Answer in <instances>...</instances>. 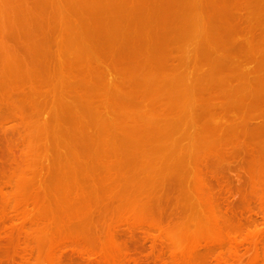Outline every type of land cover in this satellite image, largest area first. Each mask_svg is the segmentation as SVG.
I'll return each instance as SVG.
<instances>
[{
  "label": "rangeland",
  "instance_id": "374dc122",
  "mask_svg": "<svg viewBox=\"0 0 264 264\" xmlns=\"http://www.w3.org/2000/svg\"><path fill=\"white\" fill-rule=\"evenodd\" d=\"M0 264H264V0H0Z\"/></svg>",
  "mask_w": 264,
  "mask_h": 264
},
{
  "label": "bare ground",
  "instance_id": "6f19581e",
  "mask_svg": "<svg viewBox=\"0 0 264 264\" xmlns=\"http://www.w3.org/2000/svg\"><path fill=\"white\" fill-rule=\"evenodd\" d=\"M128 202V204L131 202V205L134 203L135 204V202H133V201H130V200H127ZM130 201V202H129ZM133 202V203H132ZM125 205H127V204H125ZM129 207H130V205H128Z\"/></svg>",
  "mask_w": 264,
  "mask_h": 264
}]
</instances>
